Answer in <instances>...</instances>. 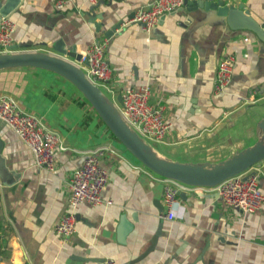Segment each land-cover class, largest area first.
<instances>
[{
  "label": "crops",
  "instance_id": "1",
  "mask_svg": "<svg viewBox=\"0 0 264 264\" xmlns=\"http://www.w3.org/2000/svg\"><path fill=\"white\" fill-rule=\"evenodd\" d=\"M148 1L69 0L56 9L53 0H20L8 14L13 51L57 54L51 45L61 40L83 54L92 41L106 37V95L115 102L124 88L147 84L149 103L164 107L167 132L148 142L158 155L213 162L253 143L264 118V39L231 28L212 8L188 9L185 3L160 16L149 31L126 21ZM224 1L248 9L264 31V0ZM118 20L120 26L105 35ZM224 53L234 57L232 77L216 92L214 70ZM0 96L59 139L54 167L47 170L0 119V157L16 175L12 183H0V264H97L103 257L117 264H264V209L244 212L222 203L212 190L184 191L176 197L175 216L161 217L162 176L132 156L62 76L34 66L2 68ZM97 145L109 147L100 159L107 172L101 200L76 204L75 230L63 238L53 225L68 209L71 171ZM248 172L264 192V158ZM155 232L154 245L141 255Z\"/></svg>",
  "mask_w": 264,
  "mask_h": 264
},
{
  "label": "built area",
  "instance_id": "2",
  "mask_svg": "<svg viewBox=\"0 0 264 264\" xmlns=\"http://www.w3.org/2000/svg\"><path fill=\"white\" fill-rule=\"evenodd\" d=\"M184 1L149 0L137 7L126 21L138 22L144 30L149 31L160 16L181 7ZM68 2L69 0H53L52 4L56 9H61ZM13 28L14 23L8 15L0 16V52L13 51ZM106 43V37L92 41L80 58L81 61H85L81 67L85 77L99 87L100 85L105 87V82L111 75V67L104 56ZM233 61L234 57L231 53H224L217 59L213 75L214 91H223L230 82ZM149 95L150 88L147 84L127 87L120 92L119 101L113 102L121 118L142 139L146 142L160 141L167 132L169 122L164 116L163 105L149 103ZM0 119L27 145L36 165L47 170L53 169L54 149L59 145L55 131L41 125L32 114L21 111L13 100L5 96H0ZM107 150H109L107 145H97L86 150L81 163L71 171L66 200L68 209L61 212L53 225L56 235L67 238L75 230L72 208L76 204L100 202V193L107 181V172L100 159ZM246 170L227 176L214 185L188 184L162 176L165 209L160 216L167 219L175 216L173 206L177 204L178 191L212 190L216 192L217 198L222 203L231 208L244 212L264 209V192L258 188L253 173L244 174ZM97 264H117V262L112 257H103Z\"/></svg>",
  "mask_w": 264,
  "mask_h": 264
},
{
  "label": "water",
  "instance_id": "3",
  "mask_svg": "<svg viewBox=\"0 0 264 264\" xmlns=\"http://www.w3.org/2000/svg\"><path fill=\"white\" fill-rule=\"evenodd\" d=\"M19 2L20 0L0 1V16L8 15ZM184 3L188 9L212 8L216 14L225 18L231 28L249 29L259 38L264 39L262 24L255 21L248 9L241 5H233L224 0H185ZM121 22L122 20H118L113 23L105 30L104 34L110 35L115 28L120 26ZM51 47L57 54L36 50L0 52V69L34 66L48 69L65 78L81 93L123 147L154 173L188 184L214 185L227 176L242 172L253 164H257L264 158V118L257 122L260 135L253 143L237 149L217 161L181 162L158 155L152 146L121 118L112 99L99 86L90 82L85 77L82 68L74 63L81 61V53L75 52L71 46L70 48L64 47L61 40L56 41ZM81 62L85 63L84 60ZM119 99L120 96L118 95L117 101ZM15 177L14 172L7 169L0 157V183L3 185L10 184L15 180ZM177 195L184 197L185 193L178 191ZM213 195H217L216 192ZM156 237L157 232L153 235L150 245L141 255L152 248Z\"/></svg>",
  "mask_w": 264,
  "mask_h": 264
},
{
  "label": "rangeland",
  "instance_id": "4",
  "mask_svg": "<svg viewBox=\"0 0 264 264\" xmlns=\"http://www.w3.org/2000/svg\"><path fill=\"white\" fill-rule=\"evenodd\" d=\"M100 89H101L105 94L107 93L102 85H100ZM107 95H108V93H107Z\"/></svg>",
  "mask_w": 264,
  "mask_h": 264
}]
</instances>
